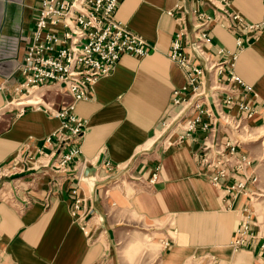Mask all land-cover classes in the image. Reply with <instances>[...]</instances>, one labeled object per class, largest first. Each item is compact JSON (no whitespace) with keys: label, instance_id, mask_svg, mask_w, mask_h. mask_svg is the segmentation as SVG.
<instances>
[{"label":"crops","instance_id":"1","mask_svg":"<svg viewBox=\"0 0 264 264\" xmlns=\"http://www.w3.org/2000/svg\"><path fill=\"white\" fill-rule=\"evenodd\" d=\"M212 2L219 5V0L119 2L114 17L154 48L143 58L123 54L110 73L95 81L87 99L74 102V114L86 121L78 161L59 173L45 167L0 176V264H264V220L253 204L264 185V137L258 141L264 116L256 112L245 119L236 147L245 159L216 185L201 162L208 130L200 122L225 142L235 130L218 111L237 114V106L215 105L207 96L190 138L180 139L176 126L179 106L171 98L184 77L167 56L176 29L168 11L180 4L212 13ZM38 3L0 0V166L15 163L17 154L48 153L56 141L45 137L59 119L45 111L42 97L48 92L55 103L71 100L54 86L17 98L26 91L16 66ZM230 7L249 23L264 18L263 0H230ZM208 30L214 48L236 50L232 31L215 22ZM235 72L250 87L244 99L259 109L264 27L238 53ZM29 96L41 104L21 112L10 104ZM53 177L58 183L49 187ZM236 179L245 180L247 191L233 197L226 189ZM245 208L255 221V238L235 245ZM146 232L161 245L158 256L137 253L129 263L128 245Z\"/></svg>","mask_w":264,"mask_h":264},{"label":"built area","instance_id":"2","mask_svg":"<svg viewBox=\"0 0 264 264\" xmlns=\"http://www.w3.org/2000/svg\"><path fill=\"white\" fill-rule=\"evenodd\" d=\"M120 1L39 0L34 26L25 37L24 53L16 66L26 91L23 95H29L40 87L54 86L72 101L44 103L45 111L59 119L57 128L45 137L46 142L56 141L54 147L48 153L40 152L38 157L29 153L17 154L15 163L0 166V176L45 167L59 173L80 159L86 121L74 114L73 103L87 99L95 81L110 73L123 54L143 58L154 48L114 17ZM212 6H215L212 13L187 10L180 4L168 11L175 19L176 29L167 56L184 77V85L174 90L171 98L179 106L175 118L176 126L182 130L180 139L191 137L200 122L207 96L215 105L223 102L237 106V114L222 109L218 111L220 119L235 130L234 138L225 142L219 140L216 130L208 123L200 122L201 129L208 130L207 140L202 146L207 153L201 162L210 171V182L216 185L232 176L235 169L241 168L240 161L245 159L243 154H236L245 119L256 112L264 116V103L256 109L244 99L250 87L235 72L238 53L264 27V18L258 23L245 21L230 7V0H219V5L212 2ZM212 22L234 33L236 50L214 48L208 30ZM15 100L10 104L19 107L18 112L27 105L41 104L15 105ZM57 183V178L53 177L48 185L53 187ZM245 183V180L236 179L226 190L236 197L246 193ZM254 222L251 211L245 208L235 229V245L255 238ZM260 247L263 254L264 243Z\"/></svg>","mask_w":264,"mask_h":264},{"label":"rangeland","instance_id":"3","mask_svg":"<svg viewBox=\"0 0 264 264\" xmlns=\"http://www.w3.org/2000/svg\"><path fill=\"white\" fill-rule=\"evenodd\" d=\"M27 95H20L19 97H23ZM43 103H46L48 101H52L55 96L47 94L43 97ZM15 102V101H14ZM260 133L263 134L260 137H258V141L263 139L264 137V127L260 130ZM259 131H257L255 134H260ZM263 131V132H262ZM243 134V135H242ZM241 135L244 136V138L247 137L246 133H242ZM251 137V136H250ZM264 146V142H263ZM262 188L257 190L256 193L253 195V204L255 210L258 212L259 220H264V185L261 186ZM159 248H161V245L157 242L156 237H151L148 232L144 234H140V236L136 239V242L133 244H129L128 248L126 249V254L128 258V262L132 263V257L133 255H136L137 253H145L149 255L152 258L157 257L159 254Z\"/></svg>","mask_w":264,"mask_h":264},{"label":"bare ground","instance_id":"4","mask_svg":"<svg viewBox=\"0 0 264 264\" xmlns=\"http://www.w3.org/2000/svg\"><path fill=\"white\" fill-rule=\"evenodd\" d=\"M43 93V92H42ZM62 93V92H61ZM64 96H66V97H68L67 95H65L64 93H62ZM36 97H38V96H36ZM71 99V98H70ZM39 101H41V100H37V99H35V97H31V96H29V97H25V98H23V99H18L17 100V102H15V105H22V104H33V103H39ZM72 100H68V98L66 99H64V100H62L59 104H62L63 102L64 103H68V102H71ZM73 105H74V103H73ZM78 117V116H77ZM81 119V118H80ZM83 120V119H82Z\"/></svg>","mask_w":264,"mask_h":264}]
</instances>
